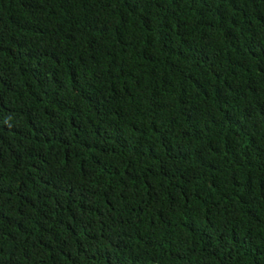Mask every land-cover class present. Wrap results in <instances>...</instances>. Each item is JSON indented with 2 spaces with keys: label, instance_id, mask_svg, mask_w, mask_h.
Wrapping results in <instances>:
<instances>
[{
  "label": "trees",
  "instance_id": "16d2710c",
  "mask_svg": "<svg viewBox=\"0 0 264 264\" xmlns=\"http://www.w3.org/2000/svg\"><path fill=\"white\" fill-rule=\"evenodd\" d=\"M0 264H264V0H0Z\"/></svg>",
  "mask_w": 264,
  "mask_h": 264
}]
</instances>
